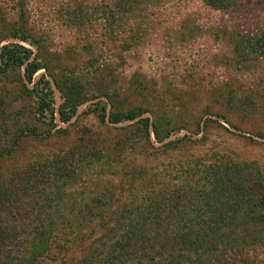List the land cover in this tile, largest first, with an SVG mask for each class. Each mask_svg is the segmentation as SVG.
I'll return each instance as SVG.
<instances>
[{
    "label": "rangeland",
    "instance_id": "1",
    "mask_svg": "<svg viewBox=\"0 0 264 264\" xmlns=\"http://www.w3.org/2000/svg\"><path fill=\"white\" fill-rule=\"evenodd\" d=\"M262 36L264 0H0V67L11 45L32 51L26 64L43 67L31 82L26 66L0 74V176L66 166L75 176L61 205L107 203L120 212L174 191L202 205L211 188L206 167L229 168L234 180L241 169L264 179ZM49 91L54 116L41 120ZM65 99L77 105L67 123ZM130 113L139 116L114 123ZM27 131L32 136L16 144ZM80 217L56 216L60 246L61 223ZM100 223L91 219L83 241L57 258L88 257L104 234ZM255 255L264 264V246Z\"/></svg>",
    "mask_w": 264,
    "mask_h": 264
},
{
    "label": "trees",
    "instance_id": "2",
    "mask_svg": "<svg viewBox=\"0 0 264 264\" xmlns=\"http://www.w3.org/2000/svg\"><path fill=\"white\" fill-rule=\"evenodd\" d=\"M257 44L264 51V36ZM19 51L25 55L20 56ZM32 54L20 46L3 47L0 74L12 67L26 66L25 75L31 82L43 69L40 63L26 64ZM51 93L40 100L37 114L41 120L54 116V100H49ZM76 108L70 99H65L61 120L69 122ZM138 116V113L123 118L117 115L114 123L135 120ZM142 123L148 136L149 119ZM33 134L38 136L36 132ZM29 136L32 131L20 133L16 144ZM125 145L116 143L115 150L120 153ZM0 158H3L1 154ZM48 168L46 164L33 170L31 167L27 172L18 173L17 180L7 182L0 176V264H65L66 261L57 256L65 252L67 245L83 241L84 229L91 225V219L101 220L97 227L104 234L95 240L88 257L75 264L261 263L254 258L255 250L264 246V237L259 231L264 228V179L261 176L241 169V177L234 180L229 168L222 172L218 166L206 167L203 171L206 181L211 180V188L198 192V195L206 192L202 205L174 191L161 193L163 195L152 193L153 197L149 196L144 206L120 212L109 208L107 203L86 205L78 208L80 210L73 205L64 207L59 200L75 171L63 166L54 173ZM76 211L81 215L79 219L61 223L65 242L60 246L56 216ZM206 213L216 218L205 219ZM191 214L199 217L186 220Z\"/></svg>",
    "mask_w": 264,
    "mask_h": 264
}]
</instances>
